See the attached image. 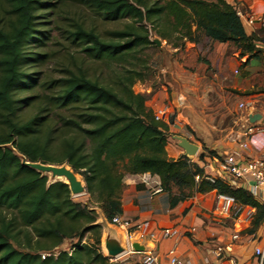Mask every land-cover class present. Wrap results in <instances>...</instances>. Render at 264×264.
Here are the masks:
<instances>
[{
  "label": "trees",
  "instance_id": "obj_1",
  "mask_svg": "<svg viewBox=\"0 0 264 264\" xmlns=\"http://www.w3.org/2000/svg\"><path fill=\"white\" fill-rule=\"evenodd\" d=\"M81 1L108 20H134L113 31L111 39L82 25L69 33L87 56L121 70L107 82L82 69L69 71L52 80L46 87L53 91L41 97L18 95L32 93L38 82L27 68L44 54L34 59L28 44H44L45 31L37 24L48 3L0 0L7 13L0 18V264H113L102 251L103 226L93 205L111 222L123 214L124 177L145 172L161 178L170 193V207L196 194L215 192L255 208L249 229L254 232L264 222V204L241 186L209 180L205 169L186 155L169 158L168 125L155 120L133 85L146 77L141 53L157 45L145 25L137 23L152 24L164 40L177 34L174 47L184 39L198 43L201 31L214 42L233 43L247 60L257 56L264 27L248 35L239 7L227 0ZM34 105L29 117L20 115ZM18 154L31 162L67 164L85 181L92 205L75 201L65 182H52L49 175L23 165ZM209 154L220 158L214 151ZM71 238L77 240L69 250L55 252Z\"/></svg>",
  "mask_w": 264,
  "mask_h": 264
},
{
  "label": "rangeland",
  "instance_id": "obj_2",
  "mask_svg": "<svg viewBox=\"0 0 264 264\" xmlns=\"http://www.w3.org/2000/svg\"><path fill=\"white\" fill-rule=\"evenodd\" d=\"M43 1L48 3L47 9L39 12L37 28L45 31L44 44L39 48L35 42L28 44L29 50L34 51L31 54L34 59L44 54L43 59L39 57L27 68L30 72L36 73L33 76L38 82L32 93H19L18 96L43 97L50 94L53 89L46 86L52 80L67 76L69 71L78 72L82 69L91 77L107 82L121 70L119 66L109 67L87 56L81 47L72 42L69 33L75 25H82L85 29H94L102 38L111 39L113 31L123 29L127 24H134L132 18L108 20L81 0ZM145 1L151 3L156 0ZM227 1L237 5L245 14H250L252 9L259 10L261 7L258 3L255 7H250L247 4L240 5L241 0ZM6 16V11L0 7V18ZM241 19L249 32L248 21ZM143 24L148 29L151 40L159 39L161 45H150L141 53L142 59L146 61V77L133 85L134 91L145 97L146 105L153 113L161 106H169L167 121L164 122L168 125L167 142L177 145L183 151L180 156L186 155L193 160L198 159L202 153L203 155H210V151L217 153L215 149H219L228 141L231 142L233 135L247 127L243 125L241 119V103L235 99L231 91L229 92L228 83L224 80L225 75L242 73L243 62H239V58L234 55L235 51L240 53V50L233 43L221 47L220 43L208 39L201 31L197 34L198 43L184 39L179 42V47H174L177 34H173L171 40H164L157 34L152 24L142 22L136 25ZM223 54L220 61L218 57H222ZM262 62L264 65V60ZM261 81L264 84V74ZM181 95L185 99L182 105L178 102ZM34 109L35 105L26 106L20 111V115L23 118L29 117L34 113ZM58 113L57 110L52 112L55 121L60 117ZM62 113L69 115L67 111ZM177 136L199 146V151L195 154L188 153L180 146ZM73 198L82 204L92 205L87 193ZM93 208L98 212V222L101 223L102 210L95 205ZM76 240L66 239L55 252L69 250ZM124 244H127L126 239ZM101 246L103 248V242Z\"/></svg>",
  "mask_w": 264,
  "mask_h": 264
},
{
  "label": "crops",
  "instance_id": "obj_3",
  "mask_svg": "<svg viewBox=\"0 0 264 264\" xmlns=\"http://www.w3.org/2000/svg\"><path fill=\"white\" fill-rule=\"evenodd\" d=\"M240 5L255 7L261 4L264 9V0H241ZM249 24V23H248ZM250 31L244 25L248 35L255 33L261 28L259 22L249 24ZM227 43H220V46H228ZM220 47V48H221ZM237 48V47H235ZM243 62L241 74L225 75L224 80L228 83L229 92L235 95V99L243 104L241 107L243 125L251 128L253 132L245 137L250 142L249 151L251 157H264V84L261 81L264 74V40L257 42V55L249 60L247 56H240L234 52ZM224 54L218 57L222 61ZM235 92V93H234ZM235 100V102H236ZM252 108L257 109L261 119L254 123L247 120ZM180 137V136H177ZM237 148L234 142H226L219 149H215L219 157L225 156L229 151ZM166 150L169 158L178 159L182 150L177 145L168 143ZM205 169L206 175L218 177V158L205 155L201 159H193ZM243 187L250 193V183L242 182L236 187ZM169 192L161 193L151 197L145 187L138 183L136 175H127L123 179L121 202L123 207L122 218L132 221L135 226L134 232L140 230L139 226L147 223V251L164 255L170 251L178 254L179 258L189 260L193 264H264V258L253 255L254 248L264 244V222L254 232H249L250 223L234 222L217 215L215 206L218 195L215 192L196 194L184 201L179 202L175 207H170ZM254 198L264 204V189H258L253 193ZM254 213H256V209ZM103 226L106 220L104 214L100 215ZM114 229L123 245L124 231L108 222ZM178 227L181 230H190L178 239H163L161 231L164 229ZM107 231L103 227L101 243L104 241ZM102 247V246H101ZM106 255L104 245L102 248ZM145 251V252H147ZM143 252L127 251L110 259L113 264H142Z\"/></svg>",
  "mask_w": 264,
  "mask_h": 264
},
{
  "label": "built area",
  "instance_id": "obj_4",
  "mask_svg": "<svg viewBox=\"0 0 264 264\" xmlns=\"http://www.w3.org/2000/svg\"><path fill=\"white\" fill-rule=\"evenodd\" d=\"M238 14L241 18L246 19L249 24L259 22L261 27H264V9L253 10L250 14H245L241 8H238ZM184 97L181 95L178 97L179 104H184ZM243 107V104H240ZM169 112V106H161L157 108L153 115L155 120L160 122H166ZM248 121V119L246 120ZM253 130L246 127L244 131L237 132L232 137V142L237 144V148L229 151L225 156L218 159L219 173L218 177L208 175V179L214 181L215 178H220L232 186H238L243 181L250 183L251 194L255 193L258 189H264V157H251L246 154L250 148V142L245 137L249 136ZM199 177H197L198 179ZM136 180L142 184L148 191L151 197H155L165 192L162 185L161 178L157 174L150 172L136 174ZM215 211L220 217L233 220L235 223H247L251 222V218L254 214V209L247 205L238 203L233 197L226 195H218ZM121 228L125 233V239L127 244H123L126 247V251H130L131 242L133 241V234L135 226L132 221L122 218L121 215H116L110 222ZM139 229L144 234H150L148 231V224L144 223L139 226ZM190 230H181L178 227H172L161 231V237L163 239H178L181 235ZM133 251V250H132ZM124 252V253H125ZM253 255L264 258V244L254 248ZM111 259V258H110ZM142 264H193L189 260H183L179 258L178 254L174 251H170L164 255L156 254L153 251L143 252Z\"/></svg>",
  "mask_w": 264,
  "mask_h": 264
},
{
  "label": "water",
  "instance_id": "obj_5",
  "mask_svg": "<svg viewBox=\"0 0 264 264\" xmlns=\"http://www.w3.org/2000/svg\"><path fill=\"white\" fill-rule=\"evenodd\" d=\"M154 42L160 46L161 41L159 39H155ZM250 123H254L261 119V115L257 112V109L252 108L247 117ZM179 144L182 148H184L188 153L195 154L199 151V146L191 143L188 139L184 137H178ZM21 158L22 164L28 166L42 174H49L50 180L52 182L61 180V177H64L65 182L70 189L72 196H77L79 194L87 193V187L85 181L78 177V174L74 172V170L69 167L67 164L56 165L42 162H31L28 161L27 158L18 154ZM103 227H105L107 233L105 235L103 245L106 252V256L111 259L116 258L126 251V247H124L117 235L116 231L112 229L108 225L107 219L104 220ZM147 235L143 233L142 230H138L133 234V241L131 242V249L135 252H145L148 250L147 245Z\"/></svg>",
  "mask_w": 264,
  "mask_h": 264
},
{
  "label": "bare ground",
  "instance_id": "obj_6",
  "mask_svg": "<svg viewBox=\"0 0 264 264\" xmlns=\"http://www.w3.org/2000/svg\"><path fill=\"white\" fill-rule=\"evenodd\" d=\"M78 177L80 178V176H79V175H78ZM60 179H61V180H63V181H66L64 177H61ZM83 195H84V194H79V195H77L76 197H81V196H83ZM122 239H123V244H124V241H125V236H123V238H122Z\"/></svg>",
  "mask_w": 264,
  "mask_h": 264
}]
</instances>
